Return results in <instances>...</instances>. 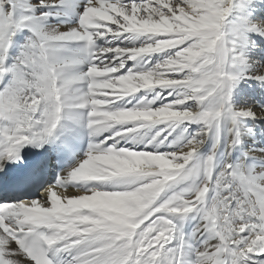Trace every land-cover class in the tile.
<instances>
[{"label": "snow or ice", "instance_id": "obj_1", "mask_svg": "<svg viewBox=\"0 0 264 264\" xmlns=\"http://www.w3.org/2000/svg\"><path fill=\"white\" fill-rule=\"evenodd\" d=\"M262 122L264 0H0V264H264Z\"/></svg>", "mask_w": 264, "mask_h": 264}, {"label": "bare ground", "instance_id": "obj_2", "mask_svg": "<svg viewBox=\"0 0 264 264\" xmlns=\"http://www.w3.org/2000/svg\"><path fill=\"white\" fill-rule=\"evenodd\" d=\"M247 87L252 88V87H254V85H249ZM237 99H238V102H242V99L243 98L242 97H238ZM262 126H264V122H262ZM193 127H195V126H193ZM85 147H86V143L81 146V152L79 153V155H82L83 148H85ZM138 147L143 148L144 145L141 144V145H138ZM25 151H28V149H25ZM31 151L38 153V152H41L43 150L42 149H31ZM69 163H71V160H68L66 162H61L58 165L57 164H53L49 168V170L47 171V173L45 174V175H47L46 176L47 177L46 180H49V181H45L44 184L53 183L55 181V179H56V175H57L58 171L60 170V168L65 167ZM40 178H41V176L37 177V179L34 181L33 185L31 186L30 191H28V192H25V193H20V192L7 193V192H5L3 195L4 196H11V197H17V196H19L21 198L23 197V195H38L39 192L36 189V187H37V185H39L42 182V180ZM190 226L191 225H189V227Z\"/></svg>", "mask_w": 264, "mask_h": 264}, {"label": "rangeland", "instance_id": "obj_3", "mask_svg": "<svg viewBox=\"0 0 264 264\" xmlns=\"http://www.w3.org/2000/svg\"><path fill=\"white\" fill-rule=\"evenodd\" d=\"M47 175H42L41 176V180H42V182L39 184V185H37V187H36V189L38 190V187L40 186V185H43L44 183H45V181H49V180H46L47 179V177H46Z\"/></svg>", "mask_w": 264, "mask_h": 264}]
</instances>
